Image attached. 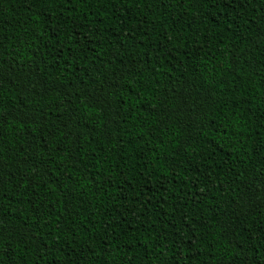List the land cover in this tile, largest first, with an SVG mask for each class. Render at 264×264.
Instances as JSON below:
<instances>
[{"label": "trees", "instance_id": "obj_1", "mask_svg": "<svg viewBox=\"0 0 264 264\" xmlns=\"http://www.w3.org/2000/svg\"><path fill=\"white\" fill-rule=\"evenodd\" d=\"M0 264H264V0H0Z\"/></svg>", "mask_w": 264, "mask_h": 264}, {"label": "rangeland", "instance_id": "obj_2", "mask_svg": "<svg viewBox=\"0 0 264 264\" xmlns=\"http://www.w3.org/2000/svg\"><path fill=\"white\" fill-rule=\"evenodd\" d=\"M140 62H141L140 57H132L126 62L123 70L126 72L135 71L137 67L140 65Z\"/></svg>", "mask_w": 264, "mask_h": 264}]
</instances>
